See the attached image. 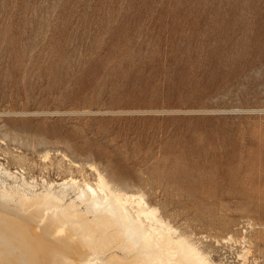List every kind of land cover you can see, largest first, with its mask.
Segmentation results:
<instances>
[{"label": "rangeland", "instance_id": "obj_1", "mask_svg": "<svg viewBox=\"0 0 264 264\" xmlns=\"http://www.w3.org/2000/svg\"><path fill=\"white\" fill-rule=\"evenodd\" d=\"M91 166L215 264H264V0H0V177Z\"/></svg>", "mask_w": 264, "mask_h": 264}, {"label": "bare ground", "instance_id": "obj_2", "mask_svg": "<svg viewBox=\"0 0 264 264\" xmlns=\"http://www.w3.org/2000/svg\"><path fill=\"white\" fill-rule=\"evenodd\" d=\"M91 167L95 185L72 177L39 192L2 174L0 264H215L143 196L113 190Z\"/></svg>", "mask_w": 264, "mask_h": 264}]
</instances>
